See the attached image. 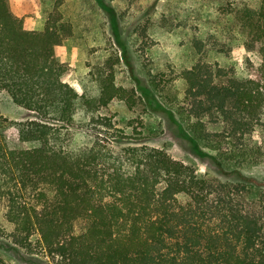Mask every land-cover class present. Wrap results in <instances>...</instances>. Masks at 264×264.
I'll use <instances>...</instances> for the list:
<instances>
[{
	"label": "trees",
	"instance_id": "1",
	"mask_svg": "<svg viewBox=\"0 0 264 264\" xmlns=\"http://www.w3.org/2000/svg\"><path fill=\"white\" fill-rule=\"evenodd\" d=\"M96 1L126 52L113 6ZM225 4L235 35L219 48L195 38L183 78L192 118L217 116L233 146L264 125V0ZM60 41L48 29L29 31L0 0V96L33 115L26 122L0 116V237L28 256L66 264H264V187L244 177L210 182L159 149L116 152L122 136L94 126L93 115L131 100L134 90L97 71L98 93L84 101L47 51ZM234 49L249 55L243 75L212 59ZM234 153L242 158L236 163L248 157L235 146Z\"/></svg>",
	"mask_w": 264,
	"mask_h": 264
},
{
	"label": "rangeland",
	"instance_id": "2",
	"mask_svg": "<svg viewBox=\"0 0 264 264\" xmlns=\"http://www.w3.org/2000/svg\"><path fill=\"white\" fill-rule=\"evenodd\" d=\"M107 2L123 28L126 52L118 45L109 18L96 0H7L12 15L22 19L29 31L48 29L61 40L47 51L67 68L63 82L84 101L93 100L98 93L93 76L97 71L113 72L118 85L134 90L131 100L116 99L93 115L94 126L104 128L113 138L122 136L116 152L141 146L159 149L210 182L244 177L264 187V125L256 127L252 141L233 142L231 146L221 137L224 128L217 116L207 115L200 123L192 118L185 101L183 73L192 64V41L199 38L219 48L235 35V26L227 22L230 9L225 0ZM247 56L245 51L234 49L228 57L218 54L212 59L235 67L243 75ZM79 108L78 119L85 121L86 108ZM0 116L14 122L33 120V115L6 93L0 96ZM234 146L248 157L236 163L242 158L234 153ZM220 152H228L229 157ZM0 258L9 264H66L58 258L28 256L2 237Z\"/></svg>",
	"mask_w": 264,
	"mask_h": 264
}]
</instances>
